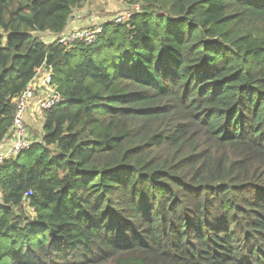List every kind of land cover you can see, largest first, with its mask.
I'll use <instances>...</instances> for the list:
<instances>
[{"label": "trees", "instance_id": "1", "mask_svg": "<svg viewBox=\"0 0 264 264\" xmlns=\"http://www.w3.org/2000/svg\"><path fill=\"white\" fill-rule=\"evenodd\" d=\"M0 0V143L42 66L62 100L0 163V264H264V0Z\"/></svg>", "mask_w": 264, "mask_h": 264}, {"label": "built area", "instance_id": "2", "mask_svg": "<svg viewBox=\"0 0 264 264\" xmlns=\"http://www.w3.org/2000/svg\"><path fill=\"white\" fill-rule=\"evenodd\" d=\"M129 12L117 14L112 21L124 22L130 16ZM102 23L97 21L82 28H75L66 31L60 36L56 37L58 43L67 45L76 40H80L85 44L94 42L102 33ZM51 68L42 66L38 69L34 78L28 83L26 89L14 99L15 111L13 114L12 128L8 138L6 151L0 150V163L7 157L15 155L18 152L28 149L34 142L35 138L26 127L25 114L27 108L31 105L32 100L37 97V105L39 110H46L51 108L55 103L62 100L61 95L56 91L55 85L51 83ZM3 140L1 145L5 142Z\"/></svg>", "mask_w": 264, "mask_h": 264}, {"label": "rangeland", "instance_id": "3", "mask_svg": "<svg viewBox=\"0 0 264 264\" xmlns=\"http://www.w3.org/2000/svg\"><path fill=\"white\" fill-rule=\"evenodd\" d=\"M82 9L84 12V18L89 15H93L97 18V20L105 22L113 20V18H115L117 14L129 12L131 10V7L126 0H84ZM37 99L38 98L35 97L32 102L37 101ZM39 112L42 113L41 111ZM41 119L42 117L37 118V121L35 123L36 126L33 129L28 128V125L26 124V127L32 134L33 138L37 137V134L40 130V123L42 121Z\"/></svg>", "mask_w": 264, "mask_h": 264}, {"label": "crops", "instance_id": "4", "mask_svg": "<svg viewBox=\"0 0 264 264\" xmlns=\"http://www.w3.org/2000/svg\"><path fill=\"white\" fill-rule=\"evenodd\" d=\"M84 12L83 9H79L77 10L72 16L71 19L68 23V27H67V31H70L72 29L75 28H82L85 26L90 25L91 23H95L99 20H97L96 17H94L93 15H89L86 18H84ZM45 39L48 40H53L56 39V37H54L53 35H49V34H44L43 35ZM38 109V105H37V101H34L31 103V105L27 108L26 114H25V120H26V124L28 125V128H35V123L37 121V118L42 117V113H40ZM39 112V113H38ZM42 120V119H41ZM42 126V121L40 123V128ZM8 140H5L4 145L2 146L0 143V150L1 151H6L8 149V145H7Z\"/></svg>", "mask_w": 264, "mask_h": 264}]
</instances>
